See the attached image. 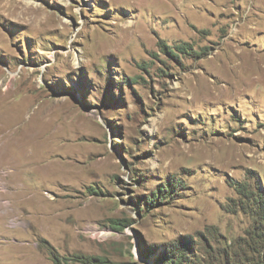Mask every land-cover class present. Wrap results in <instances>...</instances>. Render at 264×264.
Instances as JSON below:
<instances>
[{
  "label": "rangeland",
  "instance_id": "1",
  "mask_svg": "<svg viewBox=\"0 0 264 264\" xmlns=\"http://www.w3.org/2000/svg\"><path fill=\"white\" fill-rule=\"evenodd\" d=\"M0 140V264H264V0H0Z\"/></svg>",
  "mask_w": 264,
  "mask_h": 264
},
{
  "label": "bare ground",
  "instance_id": "2",
  "mask_svg": "<svg viewBox=\"0 0 264 264\" xmlns=\"http://www.w3.org/2000/svg\"><path fill=\"white\" fill-rule=\"evenodd\" d=\"M13 136V135H12ZM11 137V136H10ZM9 137V138H10ZM8 138V139H9ZM1 141V140H0ZM4 143V142H3ZM6 147V146H5ZM10 147V146H9ZM23 149V148H22ZM1 150V149H0ZM24 151V150H23ZM21 152V151H20ZM19 152V155H20V158H22L21 157V153ZM25 152H27V151H25ZM28 153V152H27ZM18 155V156H19ZM25 155V154H24ZM27 155V157L29 158V156L31 155H33V154H26ZM35 156H33V158L31 157V158H27L28 159V162H25V166H26V163H28L27 165L29 166V167H25L24 165H23V167L24 168H26V170L28 171V173H29V177L30 178H32L34 175H32L33 173H35L36 174V179H38L41 183H44V182H46L47 181V179H46V177H45V175H44V173L42 172V170H44L45 168H47L48 166H49V164H47L46 162H44V160L42 159H35L34 158ZM11 159V158H10ZM14 159V158H13ZM12 159V160H13ZM23 159V158H22ZM14 161V160H13ZM24 161H26L25 159H24ZM1 164V163H0ZM7 166L9 167V168H11V166L10 165H8L7 164ZM22 166L20 167V166H18V167H13L12 168V174H15V175H18L17 177L18 178H16V181H19L20 179H19V176H20V174L22 173H24V168H23ZM52 168H51V171H50V173L52 174V175H57L58 173H59V169L53 164L52 166H51ZM19 179V180H18ZM44 186V185H43ZM23 189L25 190V191H27L28 192V190L29 189H32L33 191H29L30 192V198L29 199H32L33 201H34V203L36 204V203H39L40 202V200H43L42 198H41V196H40V191H39V189H37V187L36 186H33V185H29V184H27L26 182L24 183V185H23ZM22 189V190H23ZM28 192V193H29ZM42 197H43V195H42ZM38 200H39V202H38ZM39 205V204H38ZM35 211V210H34ZM54 211L53 210H51V213H53ZM43 214V213H42ZM52 217V216H51ZM50 217V218H51ZM43 218V217H42ZM46 218V217H45ZM52 218H54V216L52 217ZM57 218V217H56ZM51 221V220H50ZM53 221V220H52Z\"/></svg>",
  "mask_w": 264,
  "mask_h": 264
},
{
  "label": "trees",
  "instance_id": "3",
  "mask_svg": "<svg viewBox=\"0 0 264 264\" xmlns=\"http://www.w3.org/2000/svg\"><path fill=\"white\" fill-rule=\"evenodd\" d=\"M87 261H89L88 259H87ZM86 262V261H85Z\"/></svg>",
  "mask_w": 264,
  "mask_h": 264
}]
</instances>
